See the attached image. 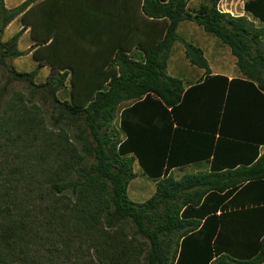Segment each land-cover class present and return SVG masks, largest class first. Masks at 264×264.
<instances>
[{
	"label": "trees",
	"instance_id": "trees-1",
	"mask_svg": "<svg viewBox=\"0 0 264 264\" xmlns=\"http://www.w3.org/2000/svg\"><path fill=\"white\" fill-rule=\"evenodd\" d=\"M41 1L26 0L9 9L0 0V62L25 55L18 42L30 27V53L37 63L30 73L11 69L12 77L0 92V111L13 81L34 87V99L46 88L57 112L53 119L57 124L64 121L75 134L65 140L57 156L53 151L45 156L27 146L31 133L23 115H18L20 119L6 113L0 117V150L5 153L1 164L10 172H1L6 191L0 198V264H30L44 250L41 240H54L59 249L57 242L66 239L62 243L69 248L75 239L84 242L87 238L95 264H264V205L218 214L244 184L261 186L264 195L260 146L219 139L211 169L180 179L171 169L185 164L168 155L183 132H172L170 116L183 123L179 112L189 101H196V90L201 88L186 92L184 81L168 74L176 43L183 45L192 66L211 73L204 51L179 34L180 25L193 21L229 47L242 76L229 85L232 89L235 84L243 86L246 100H264V25L220 12L222 0H201L198 6L194 0H123L127 8L121 16L127 25L123 22L122 31L127 38L119 40L113 30L117 39L113 41L105 25V17L111 16L110 0H94L95 25L84 18L74 24L78 12L66 6L54 9L53 21L44 26ZM252 15L264 24L263 14ZM60 16L74 19L54 20ZM16 19L23 29L3 42L5 30ZM45 66H50L51 74L45 83L36 85ZM68 80V97L61 99L59 93L66 90ZM215 80L211 82L219 83H212L216 84L213 88L224 92L228 79L216 76ZM123 104L129 107L120 110ZM24 108L19 106L22 112ZM224 114L226 120L233 118L227 107ZM154 121L158 126L153 128ZM33 135L35 142L38 134ZM136 162L156 182L154 195L142 204L128 195ZM40 175L46 178L50 200L33 213L13 193ZM62 197L68 201L60 205ZM128 230L133 231L131 236Z\"/></svg>",
	"mask_w": 264,
	"mask_h": 264
},
{
	"label": "crops",
	"instance_id": "crops-1",
	"mask_svg": "<svg viewBox=\"0 0 264 264\" xmlns=\"http://www.w3.org/2000/svg\"><path fill=\"white\" fill-rule=\"evenodd\" d=\"M24 1L26 0H16L13 8L19 6ZM124 1L126 2V0ZM201 3V0L193 1L195 6H198ZM221 5L225 11L224 13L226 14H230L233 17L246 16L250 20H253L257 26L264 25L252 15V13H255L257 16H260L261 14L264 15V0H222ZM66 6L72 7L73 9L75 8L76 12H78V14L75 15L74 24L78 23L79 25V19L84 18L91 19V21H94L91 24L95 25L96 18L94 14L96 13L94 11L97 10V7L96 4H94V0H67L66 2H63L62 0H42L39 10L41 25L44 26L47 21H53L50 14L54 9L59 10ZM107 7V10L111 12V16L105 17L108 18L105 25H107V27L109 26L111 29L110 39L117 41L115 34H118L119 37H121L119 40H122L124 35L126 40L127 33H123L122 31L124 20L121 16V14L126 11V4H123V0H110ZM88 13L93 14L89 15ZM71 18L60 16L59 18L55 17L54 20L60 21L61 19L63 21H68L74 19ZM126 25L127 23L124 22V26ZM113 30L115 32L114 36ZM204 33L206 32L204 31ZM28 34H30V27H28L20 37L18 48L21 46L23 41H25V37H27ZM107 39L108 40L105 41L112 42L109 38ZM184 39L200 47L204 51V56L207 61L208 56L218 58L219 49H216L213 54L209 55L208 51L202 45H198L196 40H199V38L194 36V34H190L189 38L185 37ZM31 42L32 41H30V43ZM26 44L29 43L27 42ZM174 48L168 62V74L172 77L183 80L186 92L198 85H200L201 88L196 90V93H198L194 98L196 101H189L186 109L179 112L180 117L183 115V123L178 122V118L176 120L175 116H170L169 121L173 123L172 132L176 129L182 130L183 132L177 141L179 144H174L173 149H169L170 151L168 152V155H171V158L173 157L175 161L185 164L182 168L176 167L171 170H173V172H181L191 169L193 170L191 173L209 171L213 162L212 153L216 144L219 139L224 138L258 144L261 148V152H264V100L257 99L256 97L246 100V96L242 92L243 86L235 84V87L232 89L229 85V82L233 79H242V76L236 66L235 57L233 56L234 61L232 62L230 72L220 70L221 67L216 66L217 62L213 63L208 61L211 73L207 75L204 69L192 66L186 55V61L190 66L188 67L189 70H170L169 63L171 59H173ZM19 50L21 49L19 48ZM216 67H219L220 69ZM235 70H237V73L239 74H237ZM216 76H225L228 79V84H224L226 86V90L222 93H218L216 89L213 88V85L215 86L216 84L212 83H219L211 82L216 81ZM218 95L222 96L218 97ZM225 106L227 107V114L229 113L230 115V113H233V118L230 119L227 117L226 120V116L224 114L226 111ZM128 107L129 106L127 105L122 109ZM156 123L157 121L153 122V128ZM209 136L212 140L208 138ZM210 141H212V146L209 144ZM258 191H261V186L252 184L242 185L237 192L232 194L223 203V205H225V209H220L218 214L222 211L232 212L264 205V201L260 200L264 197V195L262 194V191L260 193Z\"/></svg>",
	"mask_w": 264,
	"mask_h": 264
},
{
	"label": "rangeland",
	"instance_id": "rangeland-1",
	"mask_svg": "<svg viewBox=\"0 0 264 264\" xmlns=\"http://www.w3.org/2000/svg\"><path fill=\"white\" fill-rule=\"evenodd\" d=\"M7 8H13L16 0H6ZM23 29V24L16 19L12 22L7 29L5 30L2 41H9L15 34L20 32ZM27 30V29H26ZM25 30V31H26ZM179 34L183 38H189L190 34H194V36L198 37L197 39L198 45H202L209 53V55L213 54L216 49H219L218 58H214L213 56H208L207 59L210 62H217L216 67L220 70L230 72V68L232 66V62L234 61V57L229 49V47L223 45L216 37L210 35L208 33H204L203 29L199 27L192 21H185L181 24L179 30ZM24 40V39H23ZM26 41V42H25ZM25 41L19 47L25 55L19 58H7L4 60V64L0 62V92L4 88V86L10 81L9 77H12V70L19 73H30L32 72L37 63L32 58V54L30 53L31 46L33 45L30 34L25 37ZM29 44H26V43ZM185 49L181 43H176L173 59H171L169 65L170 70H189V64L186 61L185 57ZM218 54V53H217ZM212 57V58H211ZM226 67V70H225ZM237 73V70H235ZM51 74L50 66H45L41 69L35 79V84L40 85L47 81ZM239 74V73H237ZM69 80L66 83V90H63L59 93V97L61 99L67 98L69 93ZM34 87L28 86L27 84L20 81H13L11 84L7 86L5 91L6 96L1 106L0 117L6 113L7 117H14L18 115H23L26 118L27 128L30 129L29 135H27L26 139L28 141L27 146H30L37 150V153L44 152L46 156L50 151H53L55 156L58 155L59 151H61L62 146H65V140L69 138H74V131L69 130L65 124V122H61L57 124L53 119V116L57 115V112L54 111V107L51 102H49V95L46 92V88L40 89L42 94L38 95L36 99L32 98L33 95L31 93ZM44 92V93H43ZM32 98V99H31ZM31 100L32 103L29 101ZM19 106H25L23 112L19 109ZM127 106V104H123L120 107V110ZM26 110V112H25ZM18 119H20L18 117ZM119 125V116L114 122V126L118 127ZM14 135H16V131L13 130ZM37 133V140L35 142L31 141L33 139V134ZM10 146V144H8ZM2 154L4 155V151L0 150V198L2 194H4V189L1 185L2 183V174L10 173L6 164L2 166L1 161L4 160ZM79 154L84 155L83 152L79 149ZM10 158L15 159L14 154L11 153ZM36 163V160L34 161ZM43 162V161H42ZM90 162L89 160L84 164ZM17 163H20V161ZM47 159L43 162L44 167L46 166ZM32 166V165H30ZM33 168L38 166H32ZM43 167V166H42ZM193 170H185V171H175L174 177L177 179L182 178L186 174H191ZM134 173L136 177L130 182L128 188L129 198L136 204H142L149 200L156 191V182L150 180L146 175H144L142 169L136 163L134 165ZM48 187L46 183V178L43 175H40L38 179L29 180L28 184L25 183L20 184L17 192H14L13 195L18 196V201L22 200L25 202L26 206L30 209L31 212L37 213L41 207H44L49 203L48 198ZM13 189L10 190L12 192ZM40 196L44 198L43 201H39ZM65 198H61L60 205L65 204L67 202ZM133 233L132 230H128L126 232L127 235L131 236ZM47 237V236H45ZM44 238V237H43ZM52 239L51 237H47V239ZM66 240V239H65ZM63 240V241H65ZM63 241L57 242L58 248L55 249L54 244L55 241H42L44 242V246L42 247V253L40 255H35L34 261L29 260L30 264H95V257L93 252V246L90 245V240L87 238L84 242H81L78 239H75L69 248H66L63 245ZM69 249V250H68Z\"/></svg>",
	"mask_w": 264,
	"mask_h": 264
},
{
	"label": "built area",
	"instance_id": "built-area-1",
	"mask_svg": "<svg viewBox=\"0 0 264 264\" xmlns=\"http://www.w3.org/2000/svg\"><path fill=\"white\" fill-rule=\"evenodd\" d=\"M221 2H222V1H221ZM221 2H220L219 5H218V10H219L220 12L224 13L225 11L223 10V7H222V5H221Z\"/></svg>",
	"mask_w": 264,
	"mask_h": 264
}]
</instances>
